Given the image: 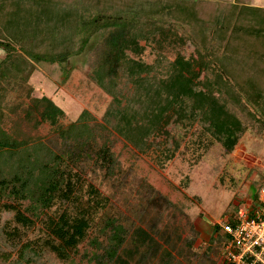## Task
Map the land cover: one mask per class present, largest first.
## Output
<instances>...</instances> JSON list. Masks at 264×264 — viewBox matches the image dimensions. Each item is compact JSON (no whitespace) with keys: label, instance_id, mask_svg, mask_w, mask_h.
Here are the masks:
<instances>
[{"label":"trees","instance_id":"trees-1","mask_svg":"<svg viewBox=\"0 0 264 264\" xmlns=\"http://www.w3.org/2000/svg\"><path fill=\"white\" fill-rule=\"evenodd\" d=\"M81 1L85 4L80 10L93 8L98 14L87 18L78 9L66 10L62 0H0V48L10 51L0 63V81L10 77L7 70L11 68L16 71L15 79L27 82L34 63L64 64L85 48L95 32L109 29L108 49L93 78L112 97L105 124L139 151L149 149L153 138L154 145L175 147L169 126L198 118L204 126L202 134L232 152L246 128L229 109V103L240 105L244 99L260 113L259 121L264 125V8L218 0H129L122 8L116 7L114 0ZM115 11L120 14H108ZM143 24L151 28L145 31ZM178 27L189 30L188 37L179 34ZM142 40L155 43L159 49H176L166 77L144 75L153 65L141 59L145 52ZM188 42L195 46V54L190 56L183 51ZM15 46L27 56L18 55ZM217 46L231 55L223 61L217 59ZM159 56L160 63L167 59ZM217 60L222 69H213L211 80L206 71L216 67ZM122 72L132 84L130 93L117 88ZM201 77L206 78L204 86ZM229 78L235 81L234 88ZM5 90L0 87V201L9 202L6 209L23 227L43 224L46 236L32 248L34 252L49 251L67 262L79 253L92 229L93 214L107 202L90 185L89 198L84 199L83 187L69 160L95 154L100 168L111 172L115 167L113 154L106 145L97 151L91 147L87 111L64 128L60 125L64 110L46 96L40 99V121L55 128L60 137L75 140L74 153L59 154L35 140L18 141L3 128ZM173 153L169 151L168 157ZM57 205L60 211L49 214ZM102 232L107 239L105 246L94 242L103 252L96 254L98 264H130L142 246L154 251L157 246L147 231L138 228V239L132 238L134 247H125L130 239L128 231L116 219H108Z\"/></svg>","mask_w":264,"mask_h":264},{"label":"rangeland","instance_id":"rangeland-1","mask_svg":"<svg viewBox=\"0 0 264 264\" xmlns=\"http://www.w3.org/2000/svg\"><path fill=\"white\" fill-rule=\"evenodd\" d=\"M114 1L118 8L130 3L129 0ZM218 1L264 8V0ZM62 3L66 10H80L79 6L85 4L81 0H62ZM79 13L91 18L98 14V10L89 8ZM141 27L145 31L151 28L145 24ZM109 31L95 32L85 48L72 54L64 64L34 63L35 68L27 82L15 79L16 71L11 68L7 70L11 79L1 78L0 87L6 89L3 128L15 139L23 143L38 141L59 154L66 155L65 152L70 150L74 153L75 140L60 137L55 128L40 121L43 108L40 99L46 96L64 110L65 115L60 119L64 128L76 122L83 111L88 112L86 122L93 135L91 147L95 151L104 145L109 147L115 167L113 173L100 168L95 154L88 158L83 156L81 160H69L78 175L79 185L83 187L84 199L89 198L90 185L106 197L107 202L94 211L89 237L80 245L79 253L67 262L49 251L34 252L32 248L46 236L43 224L23 227L14 220V213L6 209L5 204L9 202L1 200L0 264H98L96 254L102 255L103 252L98 251L94 242L105 246L107 239L102 230L111 218L128 231L130 239L125 247H134L132 238L138 228L147 231L157 242L155 251L142 246V250L129 260L130 264H224L225 236L220 223L236 215L251 199L252 192H258L264 183V125L259 121L262 116L245 99L240 105L229 103V109L246 128L232 152H226L213 137L202 134L204 126L198 118L169 126L171 138L177 142L175 147L154 145L153 138L149 149L144 153L139 151L105 124L112 97L93 78L108 49ZM188 31L185 27L177 30L184 37H188ZM81 39L79 36L76 41L78 47ZM140 44L145 46L141 59L153 65L152 70L144 75L166 77L171 70L170 62L176 57V49H164V46L159 49L155 43L145 40ZM15 47L18 55L27 56L19 46ZM217 47V59L223 61L231 55ZM183 51L187 56L195 54V46L188 42ZM9 53L0 48V63ZM159 55L167 59L160 63ZM219 60L215 62L216 67L205 72L211 80L214 78L212 71L222 69ZM127 76L122 72L118 79L117 88L123 93L132 90ZM229 80L233 87L235 81ZM200 83L204 86L206 78L201 77ZM169 151H174L170 158ZM59 207L55 206L49 214L60 211ZM215 226L219 228L215 230Z\"/></svg>","mask_w":264,"mask_h":264},{"label":"built area","instance_id":"built-area-1","mask_svg":"<svg viewBox=\"0 0 264 264\" xmlns=\"http://www.w3.org/2000/svg\"><path fill=\"white\" fill-rule=\"evenodd\" d=\"M224 261L228 264H264V184L257 198L240 208L232 219L220 223Z\"/></svg>","mask_w":264,"mask_h":264},{"label":"crops","instance_id":"crops-1","mask_svg":"<svg viewBox=\"0 0 264 264\" xmlns=\"http://www.w3.org/2000/svg\"><path fill=\"white\" fill-rule=\"evenodd\" d=\"M256 6H259V5H256ZM252 200H254V199H253V192H252V194H251V199H250L245 205H249V204L251 203ZM245 205H244V206H245ZM228 219H229V218H228ZM230 219H232V217H231Z\"/></svg>","mask_w":264,"mask_h":264}]
</instances>
